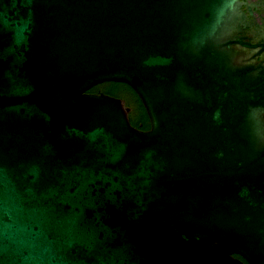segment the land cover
Masks as SVG:
<instances>
[{
  "label": "water",
  "instance_id": "95a60500",
  "mask_svg": "<svg viewBox=\"0 0 264 264\" xmlns=\"http://www.w3.org/2000/svg\"><path fill=\"white\" fill-rule=\"evenodd\" d=\"M241 5L0 0V264H264V69L238 63ZM104 81L149 129L87 92Z\"/></svg>",
  "mask_w": 264,
  "mask_h": 264
},
{
  "label": "flooded vegetation",
  "instance_id": "af4514ba",
  "mask_svg": "<svg viewBox=\"0 0 264 264\" xmlns=\"http://www.w3.org/2000/svg\"><path fill=\"white\" fill-rule=\"evenodd\" d=\"M241 2V9L245 13L243 24L246 25L242 35L245 37L244 40L250 41L253 46L241 48L238 63L250 64L254 70L264 69V0H241ZM247 4L251 5V13L247 10ZM93 93L104 92L97 90ZM243 263L247 264L245 261Z\"/></svg>",
  "mask_w": 264,
  "mask_h": 264
},
{
  "label": "trees",
  "instance_id": "16d2710c",
  "mask_svg": "<svg viewBox=\"0 0 264 264\" xmlns=\"http://www.w3.org/2000/svg\"><path fill=\"white\" fill-rule=\"evenodd\" d=\"M97 90H101L104 94L123 100L124 105L129 108L128 119L132 126L141 130L149 129L150 122L143 103L134 89L127 83L120 81H104L91 86L87 92L93 93ZM233 256L245 261L238 254H233Z\"/></svg>",
  "mask_w": 264,
  "mask_h": 264
}]
</instances>
